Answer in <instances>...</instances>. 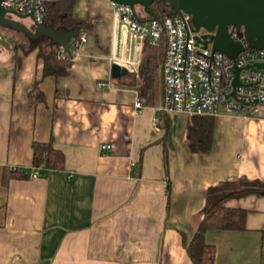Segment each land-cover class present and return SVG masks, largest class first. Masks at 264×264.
<instances>
[{
    "label": "crops",
    "instance_id": "0c3cea01",
    "mask_svg": "<svg viewBox=\"0 0 264 264\" xmlns=\"http://www.w3.org/2000/svg\"><path fill=\"white\" fill-rule=\"evenodd\" d=\"M72 14L91 29L61 76H41L36 50L0 30V264H193L185 244L207 187L264 183V116L221 112L209 150L191 151V115L158 108L160 70L150 100L138 93V72L125 81L134 69L111 76L114 56L129 58L125 29L117 55L111 3L74 0ZM143 42L134 44L137 68ZM49 140L63 153L62 167L10 171L32 166V143ZM225 203L245 209V226L205 230L212 264H264V193Z\"/></svg>",
    "mask_w": 264,
    "mask_h": 264
},
{
    "label": "built area",
    "instance_id": "2783aa9c",
    "mask_svg": "<svg viewBox=\"0 0 264 264\" xmlns=\"http://www.w3.org/2000/svg\"><path fill=\"white\" fill-rule=\"evenodd\" d=\"M113 7L122 29L134 32L135 45L144 39L152 46L164 43V53L160 63L162 98L159 109L164 112L179 111L189 115L216 116L221 112L236 113L246 117L255 107L264 106V43L251 44L245 29L228 26L225 44H212L210 38H203L192 28L190 14L177 10L162 17L138 19L134 7L107 0ZM1 5L18 13H30L33 21L43 23L45 6L43 0H1ZM4 39L0 31V41ZM86 40V34L79 32L68 42L69 52ZM62 55L66 53L61 52ZM112 61L136 69L133 59L120 61L114 56ZM133 64V65H132ZM234 68H238V83L234 86ZM99 86L106 83L99 82ZM133 106L136 111L143 107L140 97ZM110 143H101V149H108ZM133 161H131L132 163ZM28 176L39 172V166L23 169Z\"/></svg>",
    "mask_w": 264,
    "mask_h": 264
},
{
    "label": "trees",
    "instance_id": "16d2710c",
    "mask_svg": "<svg viewBox=\"0 0 264 264\" xmlns=\"http://www.w3.org/2000/svg\"><path fill=\"white\" fill-rule=\"evenodd\" d=\"M43 4L45 6L43 24L46 27L59 33L72 30L79 33L91 29L90 23L73 16L74 0H43ZM150 9L156 17H162L175 10L173 3L161 0H153ZM134 13L138 19L149 18L152 15L145 13L140 5L134 6ZM190 21L195 32L199 33L201 37L210 38L213 41L215 29H208L204 26L207 30L200 31V27L203 25L199 20L190 16ZM3 28H7V25H0V30ZM31 29H34L33 25ZM24 34L27 41V48L24 50H36V55L41 60V76H61L68 73L72 55L70 52L62 55L61 45L58 41L52 42L49 36L41 32L31 34L29 31ZM247 38L251 44H257L260 41L257 36L247 35ZM227 41V30L222 29L217 35L216 43L222 45ZM17 46L23 47L19 44ZM164 48L163 42L159 46H152L148 44L147 40L143 42L136 83L139 95L146 100L152 99L157 91ZM212 129L213 116L191 115L187 124L190 150L207 152L210 148ZM63 159L62 151L54 147L52 141H34L32 143L33 164H42L45 167H62ZM10 171L26 175V172L21 169L14 168ZM248 192L264 193V183L254 178H243L239 185L216 183L207 187L203 216L197 229L185 244V249L193 264H212L214 245L205 240L204 232L207 228H243L245 226V209L240 206L228 205L225 200Z\"/></svg>",
    "mask_w": 264,
    "mask_h": 264
},
{
    "label": "water",
    "instance_id": "95a60500",
    "mask_svg": "<svg viewBox=\"0 0 264 264\" xmlns=\"http://www.w3.org/2000/svg\"><path fill=\"white\" fill-rule=\"evenodd\" d=\"M113 2L125 4L133 8L135 5H140L142 10L145 13L152 14L150 9V4L153 0H112ZM166 3L174 4V11L183 10L189 13L194 18H197L199 22L208 29H215L213 35L214 45L216 43V38L218 33L222 29H226L230 26H242L245 29L246 35H252L260 39L259 43L253 44L259 46L264 43V0H161ZM12 12L17 16H26L30 13H18L15 11L8 10L1 5L0 0V25H6L9 23L12 26L14 23L17 24V27L22 26L24 32H31L35 34L41 32L50 38L56 39L61 45V52L68 53L69 46L68 42L71 37L76 36L78 31L72 30L67 32L59 33L51 28L46 27L43 23H37L33 21L34 29H31V26H25L24 24L17 23L13 19H7L6 14ZM151 17H156L151 15ZM32 18V17H31ZM146 19V18H145ZM19 25V26H18ZM121 21H118L117 24V37H116V51L117 55L119 54V44L121 39L122 32ZM129 32V59L133 58L134 52V32ZM252 66L262 67L264 63H254ZM238 68H234L235 77L233 79V85L235 86L238 83L237 73ZM127 72V67L121 65L115 61L111 64V76L118 77Z\"/></svg>",
    "mask_w": 264,
    "mask_h": 264
},
{
    "label": "rangeland",
    "instance_id": "374dc122",
    "mask_svg": "<svg viewBox=\"0 0 264 264\" xmlns=\"http://www.w3.org/2000/svg\"><path fill=\"white\" fill-rule=\"evenodd\" d=\"M137 9V7H136ZM6 18L7 19H10L12 18L13 20H16V21H19L20 23L26 25V26H32L33 25V21H32V18L29 16V15H26V16H17L15 15L14 13L12 12H8L6 14ZM6 25H10L9 23H7ZM4 33L6 34H12L14 35L16 38H15V41L17 44L19 45H23V46H26L27 45V41L25 40V38L23 37V33H22V30L20 29V27H15V26H8L7 28H3L1 29ZM204 30H207L205 29L204 26H201L200 27V31H204ZM222 31V30H221ZM25 33V32H24ZM51 41L53 42H57L56 39H53L51 38ZM161 60H162V57H161ZM138 71V68L136 67V69L133 71V74L130 73L129 77L127 79H125L126 82L130 83V82H134L133 80V75L136 74ZM250 116H261L263 115L264 116V107H255L253 110H251L249 112Z\"/></svg>",
    "mask_w": 264,
    "mask_h": 264
}]
</instances>
